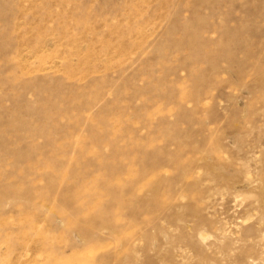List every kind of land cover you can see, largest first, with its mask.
<instances>
[{
	"label": "rangeland",
	"instance_id": "374dc122",
	"mask_svg": "<svg viewBox=\"0 0 264 264\" xmlns=\"http://www.w3.org/2000/svg\"><path fill=\"white\" fill-rule=\"evenodd\" d=\"M0 264H264V0H0Z\"/></svg>",
	"mask_w": 264,
	"mask_h": 264
}]
</instances>
